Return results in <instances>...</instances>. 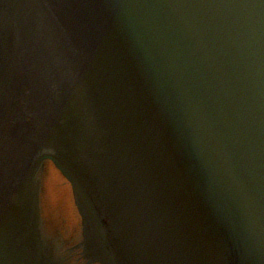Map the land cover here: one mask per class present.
<instances>
[{
    "label": "water",
    "instance_id": "water-1",
    "mask_svg": "<svg viewBox=\"0 0 264 264\" xmlns=\"http://www.w3.org/2000/svg\"><path fill=\"white\" fill-rule=\"evenodd\" d=\"M47 158L100 264H264V0H0V264H61Z\"/></svg>",
    "mask_w": 264,
    "mask_h": 264
},
{
    "label": "rangeland",
    "instance_id": "rangeland-1",
    "mask_svg": "<svg viewBox=\"0 0 264 264\" xmlns=\"http://www.w3.org/2000/svg\"><path fill=\"white\" fill-rule=\"evenodd\" d=\"M39 184L42 226L52 237H62L68 247L81 232V218L73 201L70 184L48 160L40 168Z\"/></svg>",
    "mask_w": 264,
    "mask_h": 264
},
{
    "label": "flooded vegetation",
    "instance_id": "flooded-vegetation-1",
    "mask_svg": "<svg viewBox=\"0 0 264 264\" xmlns=\"http://www.w3.org/2000/svg\"><path fill=\"white\" fill-rule=\"evenodd\" d=\"M52 241L55 243H58L59 246H62V251L61 254L64 253V258H65V264H84L85 263V258L84 255L81 253V250L77 248L76 250H73L70 252V247H66L64 243L66 241L58 238V237H52L48 236ZM80 238V235H77L70 243L71 248H76V245L72 246L73 242H78ZM64 244V245H63ZM96 264V263H93Z\"/></svg>",
    "mask_w": 264,
    "mask_h": 264
}]
</instances>
